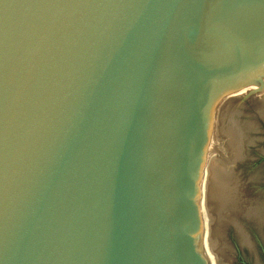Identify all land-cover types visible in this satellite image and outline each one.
Instances as JSON below:
<instances>
[{
	"label": "water",
	"instance_id": "obj_1",
	"mask_svg": "<svg viewBox=\"0 0 264 264\" xmlns=\"http://www.w3.org/2000/svg\"><path fill=\"white\" fill-rule=\"evenodd\" d=\"M263 67L264 0H0V264H206L208 115Z\"/></svg>",
	"mask_w": 264,
	"mask_h": 264
},
{
	"label": "rangeland",
	"instance_id": "obj_2",
	"mask_svg": "<svg viewBox=\"0 0 264 264\" xmlns=\"http://www.w3.org/2000/svg\"><path fill=\"white\" fill-rule=\"evenodd\" d=\"M254 77L258 76L248 78L253 82ZM251 85L245 87L247 90L232 92L239 103H225L213 114L209 113L199 172L204 179L203 200L209 206L206 216L216 221L218 235L223 233L220 238L225 237L222 244L233 258L231 264H264V223L263 226L254 223L256 217L264 216V106L251 102L254 93ZM236 225L242 228L245 240L248 237L247 244L239 238Z\"/></svg>",
	"mask_w": 264,
	"mask_h": 264
},
{
	"label": "bare ground",
	"instance_id": "obj_3",
	"mask_svg": "<svg viewBox=\"0 0 264 264\" xmlns=\"http://www.w3.org/2000/svg\"><path fill=\"white\" fill-rule=\"evenodd\" d=\"M258 76L257 78L254 77V81L252 82L253 86L252 89H254V93H250L251 95V102L255 103V104H260V105H263L264 106V67L263 68H259L255 71H252L248 77H251V76ZM248 77H246L247 79H249ZM244 79V78H243ZM240 80V81H239ZM241 78H239L238 80H233V79H228V78H225V79H220L219 81V84H218V94L220 92L223 91V89L225 88L224 85H227V84H233L235 82H241ZM246 80V79H245ZM252 80V79H251ZM255 83V84H254ZM250 86V85H249ZM251 88V87H250ZM243 89V88H242ZM246 89V88H244ZM243 89V90H244ZM248 89V88H247ZM246 89V90H247ZM240 89L237 90V92H239ZM242 91V90H241ZM236 92V91H235ZM252 92V91H251ZM245 93V92H244ZM228 94V93H227ZM246 94V93H245ZM240 95H241V92H240ZM244 96V95H243ZM222 96H220L221 98ZM248 97V96H247ZM219 98L218 101L219 104L217 105V103L212 106V109L210 110V113L213 114L217 109H220L218 107H221V105L223 106L225 103L228 105L229 103L233 102V103H239L238 102V96H233L232 93L227 95L226 97H222L221 99ZM244 98V97H243ZM217 101V100H216ZM250 102V101H249ZM225 104V105H226ZM217 105V106H216ZM237 106V105H236ZM262 106V107H263ZM225 107V106H224ZM233 107V106H232ZM235 107V106H234ZM223 108V107H222ZM227 108V106H226ZM229 108V107H228ZM261 108V107H260ZM225 109V108H224ZM234 109V108H233ZM227 111V110H226ZM217 114V113H216ZM262 114V113H261ZM210 116V115H209ZM208 170V169H207ZM201 172V170L199 171ZM204 180V179H203ZM202 178H201V175L199 173V179H198V183H197V192H196V202H195V205H196V213H197V216H198V221H199V228H198V231H197V240H198V246H199V249L201 251V253L203 254L205 260H206V264H231L232 263V259L231 258L232 256L228 253V251H226L225 247L223 246L224 244H222V240L221 239V232L222 230H220L219 232V235H218V227L217 224L216 226L214 225V223L216 222H212L210 220V218H208L206 216V211H207V208L206 207H209L207 206L206 204V201L203 200V183H202ZM204 182V181H203ZM211 192V191H210ZM212 194V193H211ZM212 198V197H211ZM209 199V198H208ZM213 199V198H212ZM209 203L210 201L207 200ZM212 201V200H211ZM211 204V203H210ZM209 204V205H210ZM259 205V204H258ZM212 208V207H211ZM216 212V210H215ZM214 211L212 213H215ZM249 212V211H248ZM254 212V211H253ZM218 214V213H217ZM255 213H253V217H255ZM213 214H211L212 216ZM210 216V214H209ZM210 216V217H211ZM215 216V215H213ZM217 217V216H216ZM215 217V218H216ZM213 218V217H212ZM211 218V219H212ZM214 218V219H215ZM213 220V219H212ZM254 223H257L259 226L262 225V223H264V216H261V217H256V220ZM220 224V223H219ZM263 226V225H262ZM221 227V226H220ZM236 228H237V233L239 234V238L242 240L243 243L247 244L246 242L248 241V237H247V241L245 240L246 236H245V233L241 231V227L237 226L236 225ZM260 228V227H259ZM218 229V230H216ZM221 237V238H220ZM227 243V242H226ZM227 245V244H226ZM231 248V247H230ZM228 250V249H227ZM230 252V251H229Z\"/></svg>",
	"mask_w": 264,
	"mask_h": 264
}]
</instances>
